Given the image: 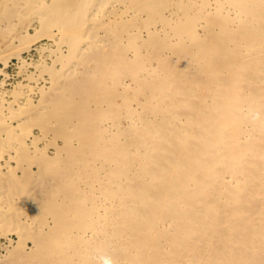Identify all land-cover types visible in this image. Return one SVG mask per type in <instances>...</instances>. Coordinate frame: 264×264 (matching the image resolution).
<instances>
[{"label":"bare ground","instance_id":"6f19581e","mask_svg":"<svg viewBox=\"0 0 264 264\" xmlns=\"http://www.w3.org/2000/svg\"><path fill=\"white\" fill-rule=\"evenodd\" d=\"M11 57L0 264H264V0H0Z\"/></svg>","mask_w":264,"mask_h":264},{"label":"rangeland","instance_id":"374dc122","mask_svg":"<svg viewBox=\"0 0 264 264\" xmlns=\"http://www.w3.org/2000/svg\"><path fill=\"white\" fill-rule=\"evenodd\" d=\"M29 30L31 33H33L32 27H30ZM36 44H37V48L35 46V48L32 47L30 50H24L23 51V57H25V59L27 60V63H28L27 68L30 71H32V70L34 71L35 65L33 66V64L37 63L38 60L42 59L41 58L42 52L38 47L39 46L41 47L44 44L45 45L50 44V46H53L52 43H50V41L47 40L46 38H41L40 40H38L36 42ZM18 60L19 59H17L16 57H11L9 64L6 66L4 65L2 60L0 61V69L3 68V71H0V80L5 81L4 86L7 89H9L10 91H13L16 88V86L18 85V83L22 80L21 75L19 74V71L23 67L26 66L25 65L22 67L20 61H18ZM29 62H31V63L29 64ZM1 78L2 79L4 78V79L2 80ZM51 152H52V150H51ZM17 240H18V234L17 233L11 232V233L2 235V233L0 231V255H5L7 252L6 250H8L9 248H12V246H14L16 244ZM30 246H32V242L27 241V247H30Z\"/></svg>","mask_w":264,"mask_h":264},{"label":"clouds","instance_id":"9594fccd","mask_svg":"<svg viewBox=\"0 0 264 264\" xmlns=\"http://www.w3.org/2000/svg\"><path fill=\"white\" fill-rule=\"evenodd\" d=\"M106 264H107V262H106Z\"/></svg>","mask_w":264,"mask_h":264}]
</instances>
